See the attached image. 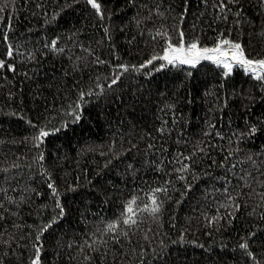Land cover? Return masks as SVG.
<instances>
[{
	"label": "trees",
	"instance_id": "1",
	"mask_svg": "<svg viewBox=\"0 0 264 264\" xmlns=\"http://www.w3.org/2000/svg\"><path fill=\"white\" fill-rule=\"evenodd\" d=\"M96 3L0 0V264H264V72L153 59H264V0Z\"/></svg>",
	"mask_w": 264,
	"mask_h": 264
},
{
	"label": "snow or ice",
	"instance_id": "2",
	"mask_svg": "<svg viewBox=\"0 0 264 264\" xmlns=\"http://www.w3.org/2000/svg\"><path fill=\"white\" fill-rule=\"evenodd\" d=\"M87 2L91 4L93 8L97 9V11L99 12L100 5L96 3V0H87ZM158 35H160V33H158ZM55 43H56L55 41L52 42L53 47H55ZM225 45L229 46V50L231 51V56L233 60L237 61L242 66H247L246 71L250 69L252 72H256L257 67L259 69H264V59H260V60L247 59L242 50V46L239 43H232L228 39H223L220 40L217 43L216 47L214 48H200L198 46V43H191L190 45H188L187 48H185L183 43V33H181V42L179 46H174L169 42L168 47L165 49V54L162 57H154L153 59H163L168 61V63H174L178 61L181 64H191L192 66H195V64L201 59L213 60L218 64H223V67L228 69L230 72L232 65L227 62L229 51L224 50ZM11 54H12L11 51H9L8 55L11 56ZM148 63L151 64L152 61L150 60L148 61ZM3 65L4 62L0 61V67H3ZM9 67L10 70H14L11 69V66ZM257 79H264V77L258 75ZM115 82L116 81L114 80L113 83ZM81 98H83V94ZM76 118L79 119L78 116ZM253 131H255V129H253ZM47 135H49L48 132L41 130L39 133V137H37V139ZM49 187L52 188L53 186L50 184ZM160 191L161 189L154 190L153 197L151 200L152 207L149 209L146 206L144 211H150V213L152 214L159 213L160 205L157 203L155 193ZM134 203H135V199L130 201L129 206L125 210V215L133 212V208L131 205ZM123 223L125 225L131 226L136 223V220L129 217L124 219ZM114 228L115 225H109L110 231ZM37 239H39V237H37ZM241 247H246V245H241ZM36 252H37L36 259L32 261V264H40V256H39L40 249L37 248Z\"/></svg>",
	"mask_w": 264,
	"mask_h": 264
},
{
	"label": "rangeland",
	"instance_id": "3",
	"mask_svg": "<svg viewBox=\"0 0 264 264\" xmlns=\"http://www.w3.org/2000/svg\"><path fill=\"white\" fill-rule=\"evenodd\" d=\"M186 48V47H185ZM224 50H228L229 51V58L227 57V62L228 63H230L231 65L233 64V63H235V60H233L232 59V56H231V51L229 50V49H224ZM221 59H223V58H221ZM247 67V66H246ZM260 71H262V72H264V69H259L258 67H257V71L256 72H260Z\"/></svg>",
	"mask_w": 264,
	"mask_h": 264
},
{
	"label": "bare ground",
	"instance_id": "4",
	"mask_svg": "<svg viewBox=\"0 0 264 264\" xmlns=\"http://www.w3.org/2000/svg\"><path fill=\"white\" fill-rule=\"evenodd\" d=\"M229 58V57H228ZM213 61V60H212ZM235 62H237V61H235ZM234 64V63H233Z\"/></svg>",
	"mask_w": 264,
	"mask_h": 264
}]
</instances>
